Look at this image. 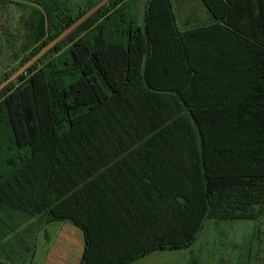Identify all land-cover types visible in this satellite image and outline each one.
<instances>
[{
	"label": "trees",
	"instance_id": "16d2710c",
	"mask_svg": "<svg viewBox=\"0 0 264 264\" xmlns=\"http://www.w3.org/2000/svg\"><path fill=\"white\" fill-rule=\"evenodd\" d=\"M8 1L0 0V6H21L29 20L20 17L25 40L0 83L100 0L82 1L76 12L63 0ZM228 3L225 24L179 32L170 0H110L0 91V207L23 211L14 189L28 190L30 183L35 189L44 178L50 191L30 196L28 213L41 218L42 227L68 222L81 230L80 264H90L85 225L47 207L57 196V171L75 159L108 154V137L125 131L140 141L143 158L167 154L173 146L189 149L199 187L194 204L202 208L193 233L205 219H263L264 0ZM175 67L182 80H170ZM88 83H99L106 98L93 103ZM169 104L180 111L178 121ZM108 127L117 130L110 133ZM113 138L114 154L123 143L119 134ZM242 205L254 212L235 213ZM184 235L124 259L114 256L108 264L187 248L194 237Z\"/></svg>",
	"mask_w": 264,
	"mask_h": 264
},
{
	"label": "rangeland",
	"instance_id": "374dc122",
	"mask_svg": "<svg viewBox=\"0 0 264 264\" xmlns=\"http://www.w3.org/2000/svg\"><path fill=\"white\" fill-rule=\"evenodd\" d=\"M63 1L76 12L77 7H84L93 0ZM228 1L170 0L177 30L196 31L217 21L225 24ZM8 2L30 4L20 0ZM21 8L11 3L0 6V74L15 64L14 53L18 55L20 43L25 40L20 17L25 15L24 19H28V16ZM70 46L72 44L67 47ZM181 72L175 67L170 80H182ZM132 76L130 72L128 80ZM88 86L93 103L106 98L99 83H88ZM116 88L118 85L113 90ZM168 107L175 112L174 119L178 121L177 107L172 104ZM116 130L108 127L110 133ZM117 134L123 146L113 154V136ZM139 146L137 138L119 131L108 137V154L75 159L69 167L63 168V173L57 171V196L47 209L66 212L85 225L91 240L90 264H108L109 258L114 256L124 259L143 249L177 242L184 234L194 237L189 247L154 251L153 256L144 258L146 254L140 258L144 260L135 264H188L194 258L199 264H264V218L258 222L205 219L200 231L193 233L202 208L194 204V194L199 187L194 184V162L189 149L173 146L167 154L151 153L143 158ZM38 172L43 175L41 169ZM43 182L44 178L37 180L35 189L31 188V183L28 190L14 189L23 211L10 208L6 211L4 206L0 207V232L4 233L0 238V264H80L84 254L81 230L62 229L52 224L48 229L51 238L46 240L39 224L41 218L27 211L26 207L32 204L30 196L49 193L50 189L46 190ZM179 196L185 200H180ZM217 205L220 210L226 206ZM237 208L239 211L235 213L254 212L250 206Z\"/></svg>",
	"mask_w": 264,
	"mask_h": 264
},
{
	"label": "water",
	"instance_id": "95a60500",
	"mask_svg": "<svg viewBox=\"0 0 264 264\" xmlns=\"http://www.w3.org/2000/svg\"><path fill=\"white\" fill-rule=\"evenodd\" d=\"M110 0H100L94 6L89 8L86 12L80 15L76 20H74L70 25L65 27L55 38L50 40L45 46H43L35 55L28 59L23 65H21L16 71H14L9 77L0 83V91H2L7 85L15 82L16 79L23 75L28 69H30L40 58H42L48 51L53 49L62 40H64L68 35H70L74 30H76L81 24L92 17L96 12H98L103 6L107 5Z\"/></svg>",
	"mask_w": 264,
	"mask_h": 264
},
{
	"label": "crops",
	"instance_id": "0c3cea01",
	"mask_svg": "<svg viewBox=\"0 0 264 264\" xmlns=\"http://www.w3.org/2000/svg\"><path fill=\"white\" fill-rule=\"evenodd\" d=\"M208 20H209V19H208ZM176 21H177V20H176ZM209 21H210V20H209ZM209 21H208V22H209ZM52 224H57V225H59V228L62 227V229L67 228V229H77V230H79L78 228L74 227L73 225H71V224L68 223V222H54V223L48 224L47 226H44L43 229H42V232L44 233V237H45L46 240H49V238H51V235H50L48 229H49L50 225H52ZM79 231H80V230H79ZM80 232H81V231H80ZM81 233H82V232H81ZM82 237H83V234H82ZM156 252L160 253V251H156ZM156 252L149 253V254H147L144 258L151 257V256H153ZM144 258H143V259H140V260H138V261H136V262H133V263H131V264H135V263H137V262H139V261H141V260H144ZM220 261H222V259L219 260V263H220ZM189 263L199 264L198 259H195V258H194V259H190ZM189 263H188V264H189Z\"/></svg>",
	"mask_w": 264,
	"mask_h": 264
}]
</instances>
